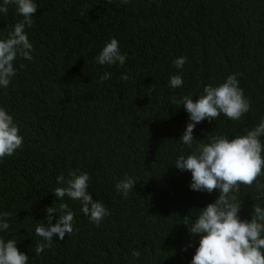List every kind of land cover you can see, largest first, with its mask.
<instances>
[{
  "label": "trees",
  "instance_id": "16d2710c",
  "mask_svg": "<svg viewBox=\"0 0 264 264\" xmlns=\"http://www.w3.org/2000/svg\"><path fill=\"white\" fill-rule=\"evenodd\" d=\"M3 0H0V4ZM35 23L26 28L32 61L17 57L16 76L0 87V106L13 114L23 148L0 160V212L28 264H191L199 235L183 217L197 218L220 191L190 188L192 174L174 166L191 149L179 138L189 123L183 106L171 104L205 85L238 77L250 110L238 121L221 114L194 129L196 143L216 134L234 138L264 118V0H36ZM0 13V38L21 19L16 6ZM112 37L127 53L124 65H101L96 57ZM187 57L183 68L173 61ZM24 67L21 68L20 65ZM110 72L111 79L100 82ZM129 79H120L122 74ZM181 75L183 85L169 80ZM264 139V138H262ZM69 169L89 173L88 192L110 211L100 226L81 203L56 197L57 176ZM137 183L128 197L116 191L125 175ZM258 183H264V176ZM240 217L251 220L264 190L241 186ZM259 197V198H258ZM67 203L74 231L36 255L50 206ZM59 215L53 216L52 222ZM139 250V259L132 256Z\"/></svg>",
  "mask_w": 264,
  "mask_h": 264
},
{
  "label": "clouds",
  "instance_id": "9594fccd",
  "mask_svg": "<svg viewBox=\"0 0 264 264\" xmlns=\"http://www.w3.org/2000/svg\"><path fill=\"white\" fill-rule=\"evenodd\" d=\"M109 3L112 0H108ZM127 5L131 0H119ZM16 6V14L22 16L7 37L0 38V87L7 88L16 76L14 61L17 57L32 61L34 46L30 42L26 28H31L37 12L36 0H3L0 13L7 14L9 5ZM127 53H121L119 41L112 37L96 57L101 65H124ZM187 57L181 56L173 64L182 69ZM24 67L23 64L20 65ZM111 73L105 72L100 82L111 79ZM242 73H232L219 85H205L203 94L194 99L192 94L177 99L171 98V104L180 105L189 114V123L183 135L179 138L183 145L191 152L181 154L174 162V166L182 171H190L192 181L190 188L194 191L208 193L219 190L220 195L215 202L200 209L195 220L190 216L183 217V223L190 234L199 235V246L192 257L191 264H264V206L254 204L251 220L242 219L239 215L241 199L238 194L241 186L251 188L256 186L258 191L264 190V183H258L264 176V118L244 134L229 138L227 135L216 134L208 137L207 142L194 139V129L205 119L218 120L221 114L233 121L240 120L251 107L250 100L245 96L238 79ZM120 79L128 80V75L122 74ZM169 85L177 88L183 85L182 76H171ZM24 137L20 134L19 124L13 114L0 106V160L11 157L18 149L23 148ZM57 184L66 185L55 188L57 198L63 200L65 196L81 203V212L89 217L90 222L97 227L110 215L109 209L100 201L95 200L88 192L90 175L79 169H69L68 177L63 174L57 176ZM137 179L125 175L116 184V191L128 197L137 183ZM259 198V197H258ZM47 223L37 224L35 234L42 238L36 244L35 254L40 255L45 249L53 248V238L58 235L60 240L74 231V211L67 203L50 206L46 209ZM59 218L52 222L53 216ZM11 212H0V231H8L10 224L6 218ZM132 256L139 259L141 252L133 250ZM29 256L17 247V240H5L0 236V264H28Z\"/></svg>",
  "mask_w": 264,
  "mask_h": 264
}]
</instances>
